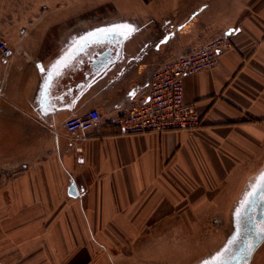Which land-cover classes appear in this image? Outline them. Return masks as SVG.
I'll list each match as a JSON object with an SVG mask.
<instances>
[{"label": "crops", "instance_id": "0c3cea01", "mask_svg": "<svg viewBox=\"0 0 264 264\" xmlns=\"http://www.w3.org/2000/svg\"><path fill=\"white\" fill-rule=\"evenodd\" d=\"M124 22L137 30L120 51L69 53L49 99L38 65ZM222 32L233 46L219 64L185 76L197 127L122 134L109 121L152 67ZM0 40L11 49L0 55V172H13L0 183L1 251L17 264H184L225 246L264 171V0H0ZM93 108L103 124L66 131ZM232 216L221 246L199 249ZM249 264H264V240Z\"/></svg>", "mask_w": 264, "mask_h": 264}, {"label": "built area", "instance_id": "2783aa9c", "mask_svg": "<svg viewBox=\"0 0 264 264\" xmlns=\"http://www.w3.org/2000/svg\"><path fill=\"white\" fill-rule=\"evenodd\" d=\"M231 33L222 32L210 40L191 47L152 67L144 85L119 110L111 112L110 122L119 126L122 134L166 132L190 129L200 124L195 106L185 101V76L215 68L222 53L233 46ZM10 46L0 40V55H8ZM102 112L89 109L66 120L69 133H87L104 123Z\"/></svg>", "mask_w": 264, "mask_h": 264}, {"label": "water", "instance_id": "95a60500", "mask_svg": "<svg viewBox=\"0 0 264 264\" xmlns=\"http://www.w3.org/2000/svg\"><path fill=\"white\" fill-rule=\"evenodd\" d=\"M123 42V38L116 36L108 41H105V39L93 41L86 46L101 47L108 45L106 51L111 52V47H115L117 51H120ZM262 194L264 195V187L255 191L253 195L246 197L247 203L244 205V212L239 217L235 214L234 231L227 239L225 246L215 255L205 260H211L217 254L222 253L223 259L219 264L250 263L255 250L264 240V231L261 230L264 229V199H260Z\"/></svg>", "mask_w": 264, "mask_h": 264}, {"label": "snow or ice", "instance_id": "6c2138e0", "mask_svg": "<svg viewBox=\"0 0 264 264\" xmlns=\"http://www.w3.org/2000/svg\"><path fill=\"white\" fill-rule=\"evenodd\" d=\"M135 25L131 23H113L108 26L96 28L92 31H89L85 35L74 38L72 43L70 44L69 48L64 50V53L58 57L52 64L49 65L48 69L42 65H38L41 72L45 74V83L49 85L48 89V98L51 99V88L54 87L55 80L62 75L64 69L68 67L69 61V53L76 52L83 49L88 43L104 39L107 36L116 34L119 35L123 39L130 38L136 32ZM163 42V41H162ZM260 187H264V171H262L258 177V183L254 186L253 191L250 192L248 195L251 196L257 191ZM247 203V200L243 201L241 206L236 209V216L239 217L244 212V205ZM264 231V229H261ZM223 259V254H217L211 260H204L201 264H219V262Z\"/></svg>", "mask_w": 264, "mask_h": 264}, {"label": "rangeland", "instance_id": "374dc122", "mask_svg": "<svg viewBox=\"0 0 264 264\" xmlns=\"http://www.w3.org/2000/svg\"><path fill=\"white\" fill-rule=\"evenodd\" d=\"M248 1H252V0H248ZM13 176V172H0V183H2L3 182V180L4 179H7V178H11ZM215 223L216 224H221V222H219L218 220H216L215 221ZM226 231H223L222 232V234H224L223 236H222V238H221V241L219 242V243H217L216 245H214L213 244V242L218 238V236H216V237H214V239H213V237L211 238V241H209V239H207V240H199L201 243H200V246H199V249H201L202 248V245L204 246V247H210V246H212V247H220L221 246V244H222V242L225 240V238H227V236H229V234L231 233V230L233 229V216H232V219H231V222H230V225H228V227H226V228H224ZM218 232H221V229L218 231ZM217 232V233H218ZM202 243H204V244H202ZM226 243V242H225ZM202 244V245H201ZM213 244V245H212ZM4 245V244H3ZM4 247V246H3ZM203 247V248H204ZM0 248H2V247H0ZM217 253V251L213 254V255H215ZM209 253H207V252H204V253H201V254H199V258L198 259H196V260H194L193 261V259H191L190 261H188V260H186V261H184V264H200L201 263V261H199V260H201V258H202V256L204 255V256H207ZM212 255V256H213ZM203 256V257H204ZM212 256H210V257H212ZM179 258L181 259V254H179ZM23 258H22V256H21V254H16V253H6V252H4V251H1V249H0V264H17L20 260H22ZM205 259H207V258H205ZM51 264H58V263H55V261H51L50 262ZM180 263V262H179ZM179 263H177V262H173V261H171V259L169 260V261H167V264H179Z\"/></svg>", "mask_w": 264, "mask_h": 264}]
</instances>
